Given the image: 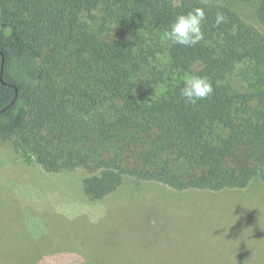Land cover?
Listing matches in <instances>:
<instances>
[{"label":"trees","instance_id":"16d2710c","mask_svg":"<svg viewBox=\"0 0 264 264\" xmlns=\"http://www.w3.org/2000/svg\"><path fill=\"white\" fill-rule=\"evenodd\" d=\"M238 1L264 28V0ZM196 7L204 41L163 45L176 73L212 83L192 106L149 41ZM0 137L48 173L84 170L92 201L126 178L178 192L264 182V33L205 0H0Z\"/></svg>","mask_w":264,"mask_h":264},{"label":"rangeland","instance_id":"374dc122","mask_svg":"<svg viewBox=\"0 0 264 264\" xmlns=\"http://www.w3.org/2000/svg\"><path fill=\"white\" fill-rule=\"evenodd\" d=\"M233 6L264 33L257 4ZM137 41L147 45V41ZM159 63L183 82L166 61ZM234 88H245L232 78ZM0 137V264H264V182L243 190L178 192L126 178L102 201L84 193L82 169L53 174L25 161Z\"/></svg>","mask_w":264,"mask_h":264},{"label":"clouds","instance_id":"9594fccd","mask_svg":"<svg viewBox=\"0 0 264 264\" xmlns=\"http://www.w3.org/2000/svg\"><path fill=\"white\" fill-rule=\"evenodd\" d=\"M207 20L203 8L196 7L187 13L179 14L169 25L164 33V39L171 45L190 48L204 41L203 25ZM227 18L221 12L215 15V25L225 23ZM214 89L211 81L206 76L190 74L185 76L183 86L179 89V95L186 104L196 105L197 102L208 98Z\"/></svg>","mask_w":264,"mask_h":264}]
</instances>
